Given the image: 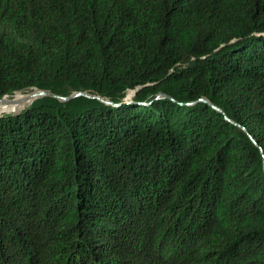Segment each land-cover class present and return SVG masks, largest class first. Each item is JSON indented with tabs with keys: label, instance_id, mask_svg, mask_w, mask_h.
Segmentation results:
<instances>
[{
	"label": "trees",
	"instance_id": "1",
	"mask_svg": "<svg viewBox=\"0 0 264 264\" xmlns=\"http://www.w3.org/2000/svg\"><path fill=\"white\" fill-rule=\"evenodd\" d=\"M36 88L117 104L0 114V264H264V0H0Z\"/></svg>",
	"mask_w": 264,
	"mask_h": 264
},
{
	"label": "water",
	"instance_id": "2",
	"mask_svg": "<svg viewBox=\"0 0 264 264\" xmlns=\"http://www.w3.org/2000/svg\"><path fill=\"white\" fill-rule=\"evenodd\" d=\"M33 91H35V92L33 93L32 96L35 97V98H37L39 96H42V95H50V96L56 97V98H58V99H60L62 101H65V100L70 99V98H72L74 96L84 95V96H88V97H96V98L100 99L101 101H103L105 103H108V104H112V105H116L117 104V103L113 102L112 100H110L108 98L102 97L100 95L89 94L88 92H85V91H77V92H74L73 94H71L70 96H62V95L54 94V93H52V92H50L48 90H45V89H37L36 88ZM132 95L129 92L127 97H126V100L131 99ZM5 97H7V96H5ZM5 97L0 98V103H11V102L15 101V99H6Z\"/></svg>",
	"mask_w": 264,
	"mask_h": 264
},
{
	"label": "bare ground",
	"instance_id": "3",
	"mask_svg": "<svg viewBox=\"0 0 264 264\" xmlns=\"http://www.w3.org/2000/svg\"><path fill=\"white\" fill-rule=\"evenodd\" d=\"M34 92L35 91H31V90H30V92H27V93L18 92L17 95H15L16 99H15L14 102H11V103H0V114L4 113V112H16V111H19L22 107H24V106H26V105H28L30 103L29 101H27L25 99H27V98L28 99H34L35 98V97L32 96ZM6 99H8V98H6Z\"/></svg>",
	"mask_w": 264,
	"mask_h": 264
},
{
	"label": "rangeland",
	"instance_id": "4",
	"mask_svg": "<svg viewBox=\"0 0 264 264\" xmlns=\"http://www.w3.org/2000/svg\"><path fill=\"white\" fill-rule=\"evenodd\" d=\"M132 94H133V92L131 93V95H132ZM15 95H17V93H16ZM15 95H14L13 97H5V98H8V99H16V98H15ZM25 100L31 102V100H34V99H25ZM24 102H25V101H24ZM29 102H28V103H29ZM28 103H27V104H28ZM24 105H25V104H24ZM24 107H25V106H24ZM22 108H23V107H22Z\"/></svg>",
	"mask_w": 264,
	"mask_h": 264
}]
</instances>
